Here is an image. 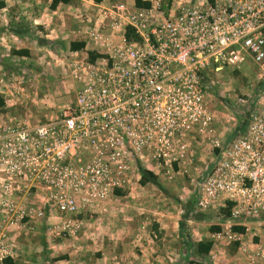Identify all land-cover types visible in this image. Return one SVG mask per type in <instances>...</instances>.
<instances>
[{
	"label": "built area",
	"instance_id": "obj_1",
	"mask_svg": "<svg viewBox=\"0 0 264 264\" xmlns=\"http://www.w3.org/2000/svg\"><path fill=\"white\" fill-rule=\"evenodd\" d=\"M142 2L149 7L121 2L86 15L82 33L104 52L94 62L89 52H55L77 90L54 118L0 121V264L14 254L12 234L46 218L45 207L21 205L32 189L41 187L42 202L61 216L57 236L74 237L84 225L74 216L106 213L141 168L168 180L187 171L197 137L217 150L197 208L229 204L214 242L238 243L248 264H264V240L249 251L246 231L235 230L264 218V87L246 126L226 144L208 98L221 84L212 74L248 60L264 66V0ZM127 28L140 41L129 40Z\"/></svg>",
	"mask_w": 264,
	"mask_h": 264
},
{
	"label": "crops",
	"instance_id": "obj_2",
	"mask_svg": "<svg viewBox=\"0 0 264 264\" xmlns=\"http://www.w3.org/2000/svg\"><path fill=\"white\" fill-rule=\"evenodd\" d=\"M183 1L175 0L176 6ZM121 2L136 6L135 0H73L55 7L54 0L19 1V6L26 7L29 15L10 16L8 27L0 29L3 36L0 40V96L4 101L0 121L12 124L22 121L31 124L32 121V125H36L54 118L57 109L51 106L60 99L47 100L45 107L41 99L38 108L32 104V108L26 107L24 112L20 106L24 107L26 99L30 98L23 97L24 93L18 90L12 92L13 84L9 83L13 82L8 80H59L61 69L54 60L58 49V54L66 53L81 44L83 50L77 52L87 56L90 51L104 54L99 44L88 41L83 35L85 17L94 14L99 6L109 7ZM12 18L20 19L21 24L14 26ZM22 50L29 54L15 53ZM31 110L41 111L39 120H33L32 114L27 113ZM217 120L218 115L216 125ZM192 143L194 161L186 165L187 171L174 180L151 174L145 184H142L141 171L131 180L129 190H119L107 202L106 213L97 210L74 216L84 221L83 228L74 237L57 236L54 228L62 220L61 216L42 202L45 193L41 187L32 189L20 199L21 205L45 207L47 215L30 229L12 234L15 245L12 258L16 264H248L238 243L213 240V235L228 218L229 204L219 202L206 211L197 208L203 177L215 162L217 150L212 157L205 156L206 142L197 137ZM2 180L0 174V182ZM247 224L243 242L252 251L256 243L264 240V218ZM208 242L212 243L211 249L206 253L199 251L198 245Z\"/></svg>",
	"mask_w": 264,
	"mask_h": 264
},
{
	"label": "rangeland",
	"instance_id": "obj_3",
	"mask_svg": "<svg viewBox=\"0 0 264 264\" xmlns=\"http://www.w3.org/2000/svg\"><path fill=\"white\" fill-rule=\"evenodd\" d=\"M19 1L21 0H0V29L8 27L7 22L10 20V16L13 17L21 13L29 15L26 12V7H23V9L19 6ZM21 22L20 19L14 21L12 18L14 26L21 24ZM2 37V33L0 32V40ZM3 39L9 43L7 38ZM59 74H61L59 80H8L9 82H13L9 83L10 85L13 84L12 92H14L13 90H18L24 93L23 97L29 96L30 98L26 99L27 103L24 107L20 106V108H24V112H26V107L30 109L32 108V104L37 107L41 99L44 100V102H41L43 107L46 106L45 102L47 100L49 102L51 100L56 102L60 99L56 104L54 103L53 107L51 106L53 110L57 109V114L62 106L73 102L76 97L77 87L71 80L65 78L62 80V71ZM217 80H220L221 84L215 85L214 83L213 87L208 91V95L211 107L219 118L217 120L219 134H221L219 137L226 144L227 141L225 140L229 136H234L236 132L242 131L246 126L248 115L253 111L254 104L258 101L264 87V66L255 65L252 61L248 60L240 69L227 68L219 76L212 74V81L215 82ZM15 85L17 87L14 89ZM49 96H52V98ZM241 99L244 100V103L240 102ZM27 113L29 115L32 114V117H30L35 121L39 120L42 115L39 110L37 113H34L32 110L31 113ZM213 153H215V149L207 144L204 155L212 157Z\"/></svg>",
	"mask_w": 264,
	"mask_h": 264
},
{
	"label": "trees",
	"instance_id": "obj_4",
	"mask_svg": "<svg viewBox=\"0 0 264 264\" xmlns=\"http://www.w3.org/2000/svg\"><path fill=\"white\" fill-rule=\"evenodd\" d=\"M73 0H54L53 3V7H55L57 4L59 3H70ZM135 5L136 7L139 8H148L149 4L142 2V0H135ZM126 36L129 40H133V41H140V37L135 33V31L132 28H127V32H126ZM81 45V44H80ZM73 46L72 49L73 50H81L83 49L82 46ZM15 53H17L18 55H28V51L26 50H22V51H15ZM102 57V54H99L97 52H89V58L91 62H94L96 59ZM4 105V101L2 99V97L0 96V108ZM142 174H143V180H142V184H145L151 176V174L145 170H142ZM118 193V192H117ZM227 211V210H226ZM230 213L228 212V214L226 215V217H229ZM221 229H218V232ZM235 230L244 233L245 232V228L244 227H235ZM211 242L208 243H201L198 245L199 251H201L202 253H206L211 249ZM4 264H16V262L14 261V259L12 257H8L7 259H5Z\"/></svg>",
	"mask_w": 264,
	"mask_h": 264
}]
</instances>
